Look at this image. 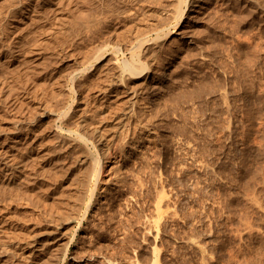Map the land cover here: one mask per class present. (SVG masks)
<instances>
[{"label": "bare ground", "instance_id": "obj_1", "mask_svg": "<svg viewBox=\"0 0 264 264\" xmlns=\"http://www.w3.org/2000/svg\"><path fill=\"white\" fill-rule=\"evenodd\" d=\"M215 1L175 0L167 9L159 0H0V264H50L62 231L53 208L84 202L81 225L105 158L122 156L123 143L135 150L145 137L157 142L158 129L137 118L142 101L166 86L170 60L197 40L198 25L210 37ZM234 8L242 25L264 36V0H235ZM260 46L264 53V39ZM253 76L245 70L250 108L259 93ZM190 243L210 256L201 240Z\"/></svg>", "mask_w": 264, "mask_h": 264}, {"label": "rangeland", "instance_id": "obj_2", "mask_svg": "<svg viewBox=\"0 0 264 264\" xmlns=\"http://www.w3.org/2000/svg\"><path fill=\"white\" fill-rule=\"evenodd\" d=\"M159 1L167 9L175 4ZM234 3L214 2L210 37L198 25L197 40L170 60L166 86L143 99L137 118L158 129L157 142L143 137L151 132L145 129L135 150L123 143L125 155L120 150L105 158L91 219L80 225L76 217L84 202L53 208L62 231L50 264H264V36L258 26L242 25ZM246 69L259 92L253 108ZM39 232L40 238L48 234ZM192 237L210 256L203 258Z\"/></svg>", "mask_w": 264, "mask_h": 264}]
</instances>
